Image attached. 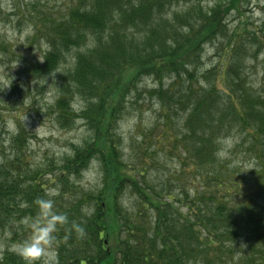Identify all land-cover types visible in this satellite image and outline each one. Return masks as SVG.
<instances>
[{"label": "trees", "instance_id": "16d2710c", "mask_svg": "<svg viewBox=\"0 0 264 264\" xmlns=\"http://www.w3.org/2000/svg\"><path fill=\"white\" fill-rule=\"evenodd\" d=\"M246 2L70 0L37 15L43 27L34 23L33 38L45 46L32 72L57 75L56 122L65 128L79 119L88 137L69 155L38 163L23 128L0 138V235L24 240L21 219L35 215L37 198L50 196L67 216L55 233L53 264H264V95L250 80L256 66L264 79V18L237 42L225 25ZM219 39L228 48L222 70L205 77L203 49ZM141 92L174 134L162 132L151 144L183 167L158 171L155 180L135 171L147 169L142 157L126 164L116 134ZM227 138L252 161L249 171L217 154ZM93 162L100 179L90 190L79 178ZM0 264L25 260L6 250Z\"/></svg>", "mask_w": 264, "mask_h": 264}, {"label": "rangeland", "instance_id": "374dc122", "mask_svg": "<svg viewBox=\"0 0 264 264\" xmlns=\"http://www.w3.org/2000/svg\"><path fill=\"white\" fill-rule=\"evenodd\" d=\"M211 1L213 0H204L203 5ZM69 2L70 0H0V77L7 79V72L13 77L9 88L3 91V87L0 86L2 91L0 92V138L8 141L17 128H23L30 136L27 140L28 150L35 163L42 162L44 158L61 159L69 155L73 148L81 145L88 137L79 119L65 128L57 124L56 115L51 109L56 98L57 75L46 76L40 72L37 74L32 72V66L41 59L45 46L43 40L36 42L33 38L34 23L35 29H39L41 25L43 27V23L37 22V15L45 14V11L48 12L50 9L64 8ZM263 5L264 0H247L238 7L237 11H231L225 21L228 38L237 42L238 38L245 40L253 34L256 31V24L258 25L264 18ZM181 7L179 5L175 9ZM257 33L262 36L258 30ZM225 43L226 39H219L204 47L198 69L199 71L210 69L205 77L220 74L228 50ZM258 71L256 66L252 70L250 80L255 89L264 95V79ZM199 84L202 85L204 82L200 81ZM142 86L148 89L151 83L143 79ZM127 99L134 103L135 98L132 95H128ZM78 100L79 98L75 97L72 101V109L76 111L79 110ZM180 110L178 108V111ZM123 116L117 123L116 134L121 139V155L126 164L139 162L142 157L148 167L144 169L137 165L134 167L135 171H149L147 177L152 180L160 177L161 172L158 171H182L183 167L178 162L164 159L161 147L151 144L154 138L167 130L174 136L172 130L162 121V113L153 98L141 92L137 104H133L129 111L125 110ZM178 117L176 121H179ZM234 142L232 138L221 140V149L227 151L226 156L231 157L230 160L238 163L235 170L249 171L252 161L249 158H242L238 154L239 151L234 150ZM6 148H9L7 144L4 145V149ZM162 159L165 161L162 165L164 167L160 163ZM84 171L79 178L80 184L86 189H95L100 179L98 164L90 163ZM47 190L53 188L47 187ZM126 199L127 197L122 198L121 202ZM123 203L126 206L128 200ZM17 243L19 242H9L6 237L0 235V256L6 250L20 255L15 250ZM38 261L42 264H53L55 262L53 247L47 256Z\"/></svg>", "mask_w": 264, "mask_h": 264}, {"label": "clouds", "instance_id": "9594fccd", "mask_svg": "<svg viewBox=\"0 0 264 264\" xmlns=\"http://www.w3.org/2000/svg\"><path fill=\"white\" fill-rule=\"evenodd\" d=\"M43 62V61H40ZM17 65V63H16ZM7 79L0 77L3 91L10 87L13 77L6 73ZM2 92V91H0ZM218 155H227L225 149H221ZM55 190H50L54 193ZM36 213L32 216H26L21 219V223L29 230L28 236L15 245V250L24 258L25 264H36V261L47 256L55 240V233L58 228L67 223V216L57 211L54 206V200L48 197L37 198L34 201ZM77 232L83 233V229L76 224L72 225ZM245 245L242 243L240 248Z\"/></svg>", "mask_w": 264, "mask_h": 264}]
</instances>
